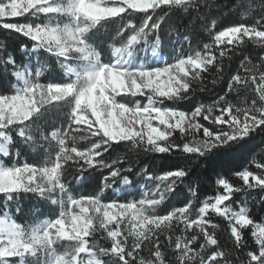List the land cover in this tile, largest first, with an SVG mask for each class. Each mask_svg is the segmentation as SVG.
<instances>
[{"label": "snow or ice", "instance_id": "1", "mask_svg": "<svg viewBox=\"0 0 264 264\" xmlns=\"http://www.w3.org/2000/svg\"><path fill=\"white\" fill-rule=\"evenodd\" d=\"M226 7L0 0V264H264V164L218 178L264 152V0Z\"/></svg>", "mask_w": 264, "mask_h": 264}, {"label": "trees", "instance_id": "2", "mask_svg": "<svg viewBox=\"0 0 264 264\" xmlns=\"http://www.w3.org/2000/svg\"><path fill=\"white\" fill-rule=\"evenodd\" d=\"M229 3H230V0H216V4L219 5L220 8H219V10L213 9L211 12V15L213 18L220 16L221 12L224 13L222 26H227L229 24L236 23V22H243V20H242V17L244 15L243 13H240L239 15H237V14H232V13L228 12V8L226 7V5H228ZM173 19L175 20V19H177V17L174 16ZM137 21H139V20H137ZM116 27H117V25H108L107 30L110 33L111 32L113 33V31L115 30ZM0 40H6L7 44L9 45L8 50L10 52H14L19 47V43L21 41H23V38L16 35V34L10 33L6 30L0 29ZM204 42H210V40H208L207 38H204ZM249 48L251 49V51L248 53L249 55L257 56V55L261 54L260 49L258 47L254 46V45H249ZM226 64H227V62H226ZM238 64H239V61L236 60V58H234L231 65L226 67V69H225V80L227 79L228 74L233 73L235 70H237ZM209 79H211V77H209ZM221 89H226V84L223 82H221L219 85H217V88L215 90L216 93L222 95L223 91H221ZM199 95H200V101H198V102H208L207 94L201 93ZM230 98H232V97H230ZM185 110H188V109L185 108ZM258 144H259V138H257L255 141L252 142V144L249 146V151L244 153L241 156V158L233 166V170L231 172L225 173V174H223L222 177H218V178H225V179L231 181L234 186L241 187L243 185L242 180L237 176L236 173L244 170L245 168L253 167L252 164H254V163L264 164V152H262L259 149ZM124 153H125V150L120 149L119 153H113L112 159H115L117 154L123 155ZM24 158H26L28 162H39V160H40L39 155H37L35 153L32 154L31 152H29L27 155H25ZM133 158H135V157H133ZM140 159H143V157H141ZM161 163H162V161H160V160L156 161V171L154 172V175L161 174V169L159 167ZM164 170H169V169H164ZM218 189H219L218 186L210 185L209 189L207 190V192L204 195V198H208V197L215 195L218 192ZM91 191H92V189H90V188H86V190H84V192H91ZM2 199L3 198L0 197V201H2ZM22 203L27 208V207L31 206L32 202L30 200H28L27 198H25L24 200H22ZM174 206H181V205L175 204ZM261 216H264V213H258L254 218L257 222L264 224V220L261 219ZM216 222L221 223V229L226 228V224L223 223L220 218H217ZM220 236L222 239L226 238L227 232L222 231L220 233ZM250 243H251V241H250Z\"/></svg>", "mask_w": 264, "mask_h": 264}, {"label": "rangeland", "instance_id": "3", "mask_svg": "<svg viewBox=\"0 0 264 264\" xmlns=\"http://www.w3.org/2000/svg\"><path fill=\"white\" fill-rule=\"evenodd\" d=\"M11 22H23L22 20H16V21H11ZM137 23H139V21H136ZM112 33V32H111ZM112 34H114V31H113V33ZM185 51H187V46L185 47ZM165 55H167L168 54V45H167V41H165V53H164ZM45 59H47V57L45 56V55H41V60H45ZM32 154H34V153H32ZM23 159L24 160H27L26 158H24L23 157ZM3 162L4 163H9L6 159H4L3 160ZM28 162V161H27ZM29 163H34V162H29ZM261 163H254V164H252L253 165V167H248L247 169L249 170V171H253V172H255V173H257V174H260V169L258 168V165H260ZM159 175V174H158ZM238 176V175H237ZM239 177V176H238ZM229 182H231V181H229ZM232 183V182H231ZM243 183V182H242ZM233 184V183H232ZM148 186L149 187H153L154 185H153V183L152 182H149V184H148ZM84 190H86V188H82V189H79V191H82V192H84ZM220 189H218V191H219ZM105 196H107V192L105 193ZM27 216H28V214H26L25 215V219H27ZM21 222H24V220H21Z\"/></svg>", "mask_w": 264, "mask_h": 264}]
</instances>
